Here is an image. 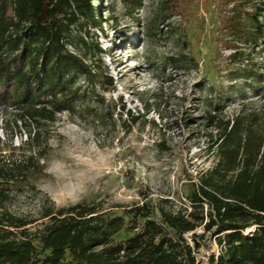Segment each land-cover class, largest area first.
<instances>
[{
  "label": "rangeland",
  "instance_id": "1",
  "mask_svg": "<svg viewBox=\"0 0 264 264\" xmlns=\"http://www.w3.org/2000/svg\"><path fill=\"white\" fill-rule=\"evenodd\" d=\"M96 2L102 3L104 32L85 30L103 53H89L87 61L102 70L101 80L112 77L114 86L97 85L104 102L86 93L77 112L58 115L49 127L42 172L0 207L39 219L47 199L57 207L95 203L125 217L115 236L121 242L134 234L127 230L126 210L135 205L149 206L157 220L161 208L190 207L200 175L217 162L208 113L232 116L243 102L264 110V47L249 62L230 58L233 51L221 45L230 37V0ZM76 85L84 91L87 82L80 77ZM18 117L15 107L0 106V153L21 156L26 149L28 132ZM218 252L211 240L210 250L198 254L200 264Z\"/></svg>",
  "mask_w": 264,
  "mask_h": 264
},
{
  "label": "trees",
  "instance_id": "2",
  "mask_svg": "<svg viewBox=\"0 0 264 264\" xmlns=\"http://www.w3.org/2000/svg\"><path fill=\"white\" fill-rule=\"evenodd\" d=\"M230 1V37L221 45L233 51L231 59L249 62L264 47V0ZM95 2L0 0V106L15 107L28 132L21 156L0 153L1 206L42 172L49 127L58 115L77 112L86 93L104 102L97 85L114 86L112 77L101 80L102 70L87 61L89 53H103L85 30L104 32L102 3ZM80 77L87 82L84 91L76 85ZM249 103L232 116L208 113L217 162L200 175L190 207L161 208L157 220L149 206L135 205L126 210L127 230L134 234L121 242L115 236L125 217L95 203L57 207L47 199L39 219L0 207V264H200L198 254L210 250L211 240L219 252L210 253L207 264H264V110Z\"/></svg>",
  "mask_w": 264,
  "mask_h": 264
},
{
  "label": "bare ground",
  "instance_id": "3",
  "mask_svg": "<svg viewBox=\"0 0 264 264\" xmlns=\"http://www.w3.org/2000/svg\"><path fill=\"white\" fill-rule=\"evenodd\" d=\"M252 229V228H251ZM251 229H248L247 232H249Z\"/></svg>",
  "mask_w": 264,
  "mask_h": 264
}]
</instances>
